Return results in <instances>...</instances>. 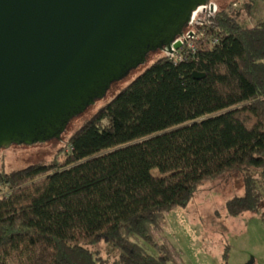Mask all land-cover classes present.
Listing matches in <instances>:
<instances>
[{"label": "trees", "instance_id": "obj_1", "mask_svg": "<svg viewBox=\"0 0 264 264\" xmlns=\"http://www.w3.org/2000/svg\"><path fill=\"white\" fill-rule=\"evenodd\" d=\"M200 30L193 51L151 61L51 160L0 167V264H181L166 213L234 169L245 190L226 213L264 220V17L225 7Z\"/></svg>", "mask_w": 264, "mask_h": 264}, {"label": "water", "instance_id": "obj_2", "mask_svg": "<svg viewBox=\"0 0 264 264\" xmlns=\"http://www.w3.org/2000/svg\"><path fill=\"white\" fill-rule=\"evenodd\" d=\"M207 1L0 0V148L61 140L146 55L179 48Z\"/></svg>", "mask_w": 264, "mask_h": 264}, {"label": "rangeland", "instance_id": "obj_3", "mask_svg": "<svg viewBox=\"0 0 264 264\" xmlns=\"http://www.w3.org/2000/svg\"><path fill=\"white\" fill-rule=\"evenodd\" d=\"M217 9L230 8L243 22L253 24L264 17L262 0H214ZM166 52L156 49L132 73L109 87L106 96L94 100L86 109L72 116L61 140H44L32 144L11 143L0 148V167L6 170L23 167L33 162L49 161L65 143L68 136L99 106L142 71L151 61ZM153 172H157L153 168ZM243 170H228L203 182L185 207L166 213L164 235L180 251L181 264H264V220L260 215L245 212L230 216L225 202L244 194ZM104 243L95 248L104 251Z\"/></svg>", "mask_w": 264, "mask_h": 264}, {"label": "built area", "instance_id": "obj_4", "mask_svg": "<svg viewBox=\"0 0 264 264\" xmlns=\"http://www.w3.org/2000/svg\"><path fill=\"white\" fill-rule=\"evenodd\" d=\"M217 11V4L214 0H209L206 3L199 5L192 12L191 18L183 28L181 35L176 36L174 39L181 41L182 45L177 49H173L172 52L166 53L170 56L181 58L183 48L193 51L195 49V40L202 34V31L200 30L201 26L207 24L209 17L214 15ZM210 41H213V39L211 38Z\"/></svg>", "mask_w": 264, "mask_h": 264}, {"label": "flooded vegetation", "instance_id": "obj_5", "mask_svg": "<svg viewBox=\"0 0 264 264\" xmlns=\"http://www.w3.org/2000/svg\"><path fill=\"white\" fill-rule=\"evenodd\" d=\"M183 32V31H182Z\"/></svg>", "mask_w": 264, "mask_h": 264}]
</instances>
